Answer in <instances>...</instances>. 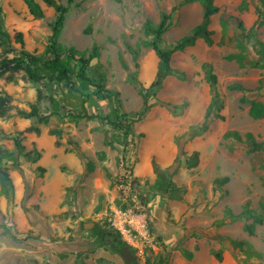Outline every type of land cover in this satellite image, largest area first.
Instances as JSON below:
<instances>
[{
    "label": "rangeland",
    "instance_id": "1",
    "mask_svg": "<svg viewBox=\"0 0 264 264\" xmlns=\"http://www.w3.org/2000/svg\"><path fill=\"white\" fill-rule=\"evenodd\" d=\"M35 1L43 13L39 20L21 0H0V31L8 35L0 58L21 50L50 56V26L57 15ZM55 1L67 6V0ZM183 2L74 0L69 6L59 49L73 47L87 57L96 47L86 72L95 83L104 76L105 88L117 94L122 115L117 124L75 118L83 110L112 116L114 103L101 101L94 87L74 76L70 87L32 83L22 71L0 77V96L10 101L0 114V147L14 151L17 138L26 155L19 158V169L0 161L9 179L0 176V264H125L109 245L96 246L91 231L93 224L114 231L105 223V213L113 208L146 219L143 236L128 242L118 235L137 264H264L228 242L244 241L264 256V152L251 153L223 138L235 131L242 141L246 134L264 141V119L248 113L252 103L264 104V69L250 66L258 60L255 42L264 44V0H212L210 42L197 38L171 54L170 74L152 90L143 112L139 92L155 82L160 66L148 46L154 36L144 33V24L156 27L169 15L159 47L171 50L203 18L198 2ZM239 45L243 67L230 59ZM208 71L215 75L214 84L207 80ZM17 110H35L47 119H24ZM194 151L198 162L189 166ZM34 153L39 159L32 162ZM157 169L168 171L178 200L151 188ZM222 177L229 181L216 187L213 181ZM257 218L262 223L248 235L243 227ZM3 226L15 239L4 234ZM217 252L221 261L213 255Z\"/></svg>",
    "mask_w": 264,
    "mask_h": 264
},
{
    "label": "trees",
    "instance_id": "2",
    "mask_svg": "<svg viewBox=\"0 0 264 264\" xmlns=\"http://www.w3.org/2000/svg\"><path fill=\"white\" fill-rule=\"evenodd\" d=\"M27 7L28 12L34 19H42L43 13L40 5L35 0H21ZM60 1V0H57ZM74 0H67V6L58 4L55 0H42V2L54 9L56 13V19L54 23L50 26L51 36L47 45L46 52L50 54L48 58H43L38 55L31 54L29 52L21 50L16 56L12 58L3 57L0 58V77L5 75L8 72H17L22 71L24 76L32 83H38L43 80L50 82L62 83L65 86H72V77H76L78 80L83 82L87 86H92L96 89L95 96H97L101 101H107L110 104L114 103V108L112 110V116L101 117L99 115L87 114L86 112H81L75 118L77 119H86V120H104L109 121L112 124H117L115 119L119 116L118 110L120 107L119 101L117 100V94L107 90L103 84L104 76L99 75V82L95 83L87 75V68L90 65L91 61L94 60L97 56L96 47L93 46L91 52L87 57L84 54L78 52L73 47L65 48L62 51L59 49L58 38L63 28V23L65 20V15L69 12V6L73 3ZM119 3L121 0H112ZM193 2H198L204 8V14L202 21L199 25L194 27L191 31L190 37H184L178 42L171 50L165 51L159 47L161 38L163 34L167 31L169 27V15H163L160 23L156 27H152L150 23L146 22L144 24V33L146 35H153L154 39L148 43V46L153 50L155 55L160 60V66L157 72V78L155 82L148 88L146 91H140L139 95L142 98L145 112L149 107L148 100L153 89H156L160 86L161 81L170 74V56L176 51H181L187 46H191L197 38H203L205 41L210 42L211 33L207 30L209 25L210 16L216 12V9L212 8V0H184L183 4H191ZM2 23L1 11H0V24ZM86 34L89 33V30L85 31ZM16 41L22 44V35L18 33L16 35ZM8 35L5 32L0 31V46L7 45ZM241 50L238 54L233 55L230 59H235L240 67L244 66V57L242 55L243 47L238 46ZM254 49L258 56L257 61H252L250 66L252 68L264 69V44L260 41H256ZM70 62H74L78 65V68L75 69L71 66ZM207 80L209 83L214 84L216 82L215 75L210 71L206 73ZM237 88V87H233ZM89 96L86 97L88 100ZM86 101H82V106ZM10 101L5 96H0V114H4L9 109ZM249 116L253 119H264V104L262 103H252L249 108ZM17 114L24 119L36 118L40 123L44 122L47 119V116L39 115L35 110H31L28 113L17 110ZM119 117H122L120 115ZM112 118H114L112 120ZM128 128V129H127ZM126 128V132H130V127ZM201 132L205 130V127L202 126ZM125 133V134H127ZM224 139L234 140L237 144H244L249 152H264V141H256L250 134L245 135V141H242L240 135L235 132H227L223 135ZM14 151H9L0 147V161L2 159L11 161L12 166L15 169H19V158L22 155V145L20 140L14 139ZM26 158V155H22ZM39 159V153H34L31 157V161L35 162ZM198 162V152L194 151L186 163L189 166H195ZM90 168L91 165H90ZM155 181L151 188L155 191L162 192L164 194H170V198L178 200L179 194L174 189V184L171 181V176L167 170H155ZM0 176L9 183L8 176L4 169L0 166ZM229 181L228 177H222L220 179H215L213 184L216 187H222ZM4 189V186H2ZM23 211L27 212V209L22 206ZM228 216L232 220H235L237 216H234L232 213H228ZM262 221L260 218L255 219L253 224L245 225L243 227L244 232L248 235L254 234L255 225L261 224ZM4 234L9 235L12 239H15L13 235L10 234L9 229L3 226ZM91 231L94 233V241L96 246H106L109 245L115 252L120 256L126 258L129 256V248L125 246L119 239L118 235L112 231L102 229L96 224L92 225ZM229 245L233 250H238L244 253L249 258H254L264 262V256L255 251L251 245L247 244L244 241L229 240ZM187 260L192 258L191 253H186ZM216 260L221 261V255L219 252L213 253Z\"/></svg>",
    "mask_w": 264,
    "mask_h": 264
},
{
    "label": "built area",
    "instance_id": "3",
    "mask_svg": "<svg viewBox=\"0 0 264 264\" xmlns=\"http://www.w3.org/2000/svg\"><path fill=\"white\" fill-rule=\"evenodd\" d=\"M105 216V223L110 225L117 235H122L126 241L128 239V242L136 236L141 237L142 234L147 233V222L144 217L132 215L116 208H113L108 213L106 212ZM133 233L136 234L134 235Z\"/></svg>",
    "mask_w": 264,
    "mask_h": 264
},
{
    "label": "water",
    "instance_id": "4",
    "mask_svg": "<svg viewBox=\"0 0 264 264\" xmlns=\"http://www.w3.org/2000/svg\"><path fill=\"white\" fill-rule=\"evenodd\" d=\"M260 93H263V92H260ZM124 263L125 264H137L135 257L132 255H129L126 258H124Z\"/></svg>",
    "mask_w": 264,
    "mask_h": 264
},
{
    "label": "crops",
    "instance_id": "5",
    "mask_svg": "<svg viewBox=\"0 0 264 264\" xmlns=\"http://www.w3.org/2000/svg\"><path fill=\"white\" fill-rule=\"evenodd\" d=\"M112 232H114V231H112ZM115 233V232H114ZM116 234V233H115Z\"/></svg>",
    "mask_w": 264,
    "mask_h": 264
}]
</instances>
